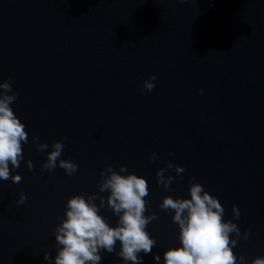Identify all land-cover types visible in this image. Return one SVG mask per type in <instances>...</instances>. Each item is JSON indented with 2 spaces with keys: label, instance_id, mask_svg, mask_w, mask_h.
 I'll return each mask as SVG.
<instances>
[{
  "label": "water",
  "instance_id": "water-1",
  "mask_svg": "<svg viewBox=\"0 0 264 264\" xmlns=\"http://www.w3.org/2000/svg\"><path fill=\"white\" fill-rule=\"evenodd\" d=\"M6 80L29 142L12 172L22 181L0 180V264H49L45 253L55 264L54 232L67 201L99 193L109 165L148 181L145 215L158 219L146 231L157 243L139 254L142 264H164L165 251L181 246L174 212L159 205L168 195L190 198L191 177L240 228L236 256L245 264L264 257V0H0ZM61 140L60 159L78 165L72 176L59 164L42 168ZM170 161L185 172L181 179L168 169L176 178L166 191L157 172ZM100 214L116 226L107 202ZM116 253L102 250L100 264H124Z\"/></svg>",
  "mask_w": 264,
  "mask_h": 264
},
{
  "label": "clouds",
  "instance_id": "clouds-1",
  "mask_svg": "<svg viewBox=\"0 0 264 264\" xmlns=\"http://www.w3.org/2000/svg\"><path fill=\"white\" fill-rule=\"evenodd\" d=\"M153 74L143 83V90L151 92L155 88ZM203 90H201L202 94ZM11 93V94H10ZM18 94L13 92L10 80L0 83V180H12L20 183V174L12 172L20 167L24 159L23 144L29 142L26 125L16 116L11 105L17 100ZM39 137H33L32 142L37 143ZM47 144H37V150L44 152ZM52 151L48 153L43 164V170L53 171L57 165L65 170L68 176L74 175L78 165L71 160L60 159L64 143L55 141ZM157 153L150 156L151 161L157 159ZM172 155V153H169ZM11 165V168H10ZM29 170L34 169L31 160L27 164ZM175 170L181 179L185 168L171 161L166 168L157 172V184L162 185L166 191H171V184L176 178L166 176L168 169ZM127 168L121 166L114 171L109 165L101 172L99 193L109 192L104 196L94 193L86 197L85 194L72 196L66 204L65 219L55 228V241L57 255L55 264H100V252L116 253V243L121 248L116 255L123 259L124 264H142L143 257L139 254H151L157 241L146 231L149 223L158 219L155 212L145 215L149 210V202L145 199L149 195L148 181L135 173H126ZM190 198H173L168 195L163 198L159 207L167 212H174L173 222L180 229V247L170 248L164 253V264H245V257L239 258L233 249L241 239V231L232 220L225 221V208L220 200L204 189L195 177L189 180ZM99 199V206L95 201ZM27 196L20 194L18 204H24ZM110 208L118 217L116 226H111L100 214V209ZM233 215L240 219L238 206L233 205ZM235 238H232V236ZM250 231L246 230L243 239L246 241ZM44 259L51 264V254L45 253ZM160 255L155 256L159 262ZM252 264H264V257H257Z\"/></svg>",
  "mask_w": 264,
  "mask_h": 264
}]
</instances>
